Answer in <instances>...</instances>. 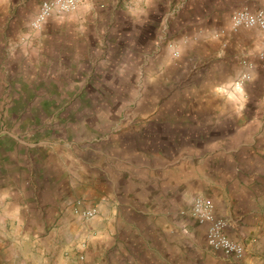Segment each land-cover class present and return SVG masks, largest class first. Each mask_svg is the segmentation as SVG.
Returning a JSON list of instances; mask_svg holds the SVG:
<instances>
[{"label":"crops","instance_id":"1","mask_svg":"<svg viewBox=\"0 0 264 264\" xmlns=\"http://www.w3.org/2000/svg\"><path fill=\"white\" fill-rule=\"evenodd\" d=\"M41 1L0 0V219H20L11 243L1 237L10 234L7 222L0 226V264H176L161 256L166 247L161 219L194 222L178 212L195 195L210 198L215 216L227 221L226 233L243 244L244 255L234 259L205 240L206 246L226 263L264 264V61L259 58L264 30L242 27L215 36L210 29L227 28L234 8H264V0H80L76 9L52 15L34 30L30 20ZM25 25L26 33L19 28ZM54 26L61 33L70 30L71 39L57 35V46L50 45L41 32ZM165 26L172 33L187 29V89L212 91L210 97L187 98L185 113L193 126L180 130L166 109L162 115L105 125L98 136L104 143L95 136L77 143L75 130L47 126L49 103L41 102L58 84L31 80V66L63 68L67 54L70 73H91L106 55L105 43L122 56L133 35L142 58L164 64L160 56L169 54L164 48L171 46L166 45L171 33L162 38L163 49L158 36ZM244 71L250 78L236 89L234 81ZM84 83V88L91 84ZM119 83L115 87H127L126 81ZM54 95L50 104L58 105L63 97ZM175 138L188 139L185 151ZM53 155L59 159L54 163L48 161ZM46 194L71 202L72 208L81 195L82 205L98 207V215L107 218L108 239L67 245L52 257L51 245L21 237L34 234L26 224L43 216Z\"/></svg>","mask_w":264,"mask_h":264},{"label":"rangeland","instance_id":"2","mask_svg":"<svg viewBox=\"0 0 264 264\" xmlns=\"http://www.w3.org/2000/svg\"><path fill=\"white\" fill-rule=\"evenodd\" d=\"M19 28L21 32L26 33L28 27L25 25ZM167 28L168 26H165L161 30L163 34L161 33L158 36V46L163 49L165 44L162 38L171 33L170 39L166 40V45L170 44L171 46L164 48V50L167 49L165 51L169 54L160 56L162 60L163 57L165 58L166 62L164 64L156 63V58L150 56L142 58L140 52L134 47L136 39L133 35L128 40L126 47L122 49L124 51L122 56H119V49L116 46L109 47L105 43L106 55L98 60L96 59L97 61L92 69L89 68L91 73L86 71L85 73H70L67 69V62L69 63L70 60L68 56L66 57L67 54L64 55L61 63L66 67L61 68L53 65L52 67L38 68V63L35 65L37 68L34 65L31 66L29 71L31 80L40 78L41 81L49 84H53V80H56L58 86L56 85V89L52 90L51 93L63 97L62 102L60 101L58 105L50 104L54 98L49 97L54 94L47 95L46 100L41 102L43 105L49 103L45 107L48 115V121L45 122L47 126L49 128L55 126L56 131L75 130L78 133L77 143L85 140L88 142L97 140V142L104 143L102 135L101 137L98 136L102 134L105 125H113L117 121L120 124L118 119L134 117L135 115L143 117L162 115V111L165 109L172 111L174 122L181 127V129H178L182 130V127L187 123H189V127L193 126V123L187 122V113H185L190 108L187 106V98L188 100L201 98L205 94L210 97V95L213 96L212 91H191V89H187V29L180 31L176 29L172 33L171 31H165ZM48 29L46 32H41V35H47V41L54 47L57 46L55 44L57 35H64L66 39H71L70 30L61 33L59 27H48ZM210 29H213L212 35H223L228 29L230 30V21L227 28L223 25H216ZM108 32L109 30L105 34L106 37L109 35ZM35 33L38 35L37 32ZM151 45L152 43L149 42L145 47L149 48ZM173 51H177V55H173ZM147 53L150 54L151 52ZM34 54L32 57L33 62L38 60V57L34 59ZM59 69L62 71L61 73H58ZM85 81L91 83L87 88H84ZM122 81H126V88L115 87L116 83L120 84L119 82ZM73 82H77L74 85L75 88L72 86ZM78 83L83 84L80 86ZM172 100L174 102H171ZM168 114L169 112L164 113V115ZM20 127L24 131V123L21 122ZM92 136L97 139L94 140ZM145 140L149 143H155L158 139L147 138ZM187 140V138H175V145L181 147V152L185 151L188 144ZM210 140L213 141L214 139ZM149 146L152 145L149 144ZM150 147L148 148L149 152ZM57 160L59 159L54 155L52 160L48 159L49 162L53 163ZM30 161H32V158ZM80 197L81 195L74 198L72 203L76 200L82 202L83 198ZM95 197L97 198V195ZM45 199L48 201V207L43 210V216L41 218L31 217L26 224L31 227V232H34V234L29 233L27 235L24 233L21 237L26 238L31 235L32 239L36 238L38 243L45 242L51 245L50 247H53L51 252L54 249L56 250V252H52V257L57 254L61 247L64 249V246L67 245L81 244L86 246L92 241H105L108 239L109 234L104 231V221L107 218L98 215V207L93 217L84 218L72 210L71 202L62 198H57L56 201L50 194H46ZM17 220L20 221L16 217L0 219V226H5L4 223L7 222L10 233L9 235L1 234V237L6 236L3 237L2 241L11 243L18 236V232L13 229L14 226L18 225ZM161 220L160 226L163 225V230H160V233H162L161 236L166 242V247L163 246V250H161L162 257L173 258L176 264H230L220 260L221 255L211 251L206 246L204 226H199L195 222H188L187 224V220L177 216ZM171 222L172 226H170ZM234 228L238 231L241 230L239 227ZM25 244L28 245V242ZM28 247H24L23 250H29Z\"/></svg>","mask_w":264,"mask_h":264},{"label":"built area","instance_id":"3","mask_svg":"<svg viewBox=\"0 0 264 264\" xmlns=\"http://www.w3.org/2000/svg\"><path fill=\"white\" fill-rule=\"evenodd\" d=\"M79 3L80 0H42L30 20V27L39 30L50 16L72 11L77 8ZM229 21L231 31H237L242 27H256L264 30V8L255 10L248 7L236 8L231 12ZM173 55H177V51H173ZM259 58L264 61V51L259 53ZM247 64L251 65L248 62ZM249 78V72H242L235 79L234 87L241 90L244 82ZM72 209L77 215L84 218L93 217L97 212L96 206H83L80 200H76ZM178 213L181 216L190 217L194 222L205 227V240L212 250L234 259L243 257V244L227 235V221L215 216L210 198L195 195L192 201L186 207L181 208Z\"/></svg>","mask_w":264,"mask_h":264}]
</instances>
